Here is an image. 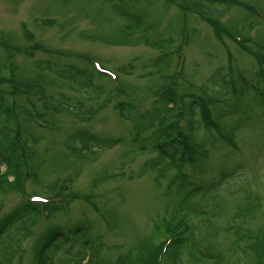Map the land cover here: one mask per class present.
Segmentation results:
<instances>
[{
	"label": "rangeland",
	"instance_id": "obj_1",
	"mask_svg": "<svg viewBox=\"0 0 264 264\" xmlns=\"http://www.w3.org/2000/svg\"><path fill=\"white\" fill-rule=\"evenodd\" d=\"M200 1L208 17L216 19L221 29L239 34L237 39L241 37L253 51L264 53V0H242L253 13L239 6ZM164 2L153 1L147 12L150 21L159 24L154 35H160L169 25L176 35L174 45L179 47V58L173 56L166 74L173 76L177 61H182L183 77L175 81L178 94L199 95L212 75L219 80L225 77L236 81L240 74L257 84V88L247 85L237 99L226 92L219 97L215 87L209 90V94L226 103L224 107L219 105L217 111L221 110L219 122L231 145L222 144L217 133L209 135L199 128L194 137L205 149L207 158L201 160L205 168L186 165L183 172L197 183L215 179L221 170L231 175L218 189L187 197L182 203L201 206L207 228L214 231V235L204 240V246L217 253L220 260L202 264H255V254L244 250L246 241L235 234L239 225L251 232L264 227V103L260 104L259 99L264 97V81L258 83L254 78L257 64L253 56L228 35L216 37L198 15L189 14L185 20L181 19L178 8L168 7ZM121 24L105 0H0V44L7 48L0 50V66L6 64L3 75H12L13 81L22 87L38 78L45 83L40 100L35 95L16 97L18 107L32 118V125L28 121L30 129L23 136L37 170L29 173L17 191L0 195V218L23 201L46 196L56 185L66 187L67 202L50 219L40 217L24 240L18 235L21 221L9 228L0 240V249L15 251L12 264H28L33 248L52 228L68 230L76 224L83 229L79 241L57 245L51 263L70 264L83 250L93 251L98 262L114 264L119 256L133 253L135 245L187 193V189H167L170 177L176 174L167 161L141 178L127 177L156 157L149 147L144 152L133 150L130 145L133 129L128 116L151 108L153 94L162 84V77L151 66L158 52L142 43L140 34L125 39L122 45L82 36H102L106 42H117L114 39ZM70 69L93 72L92 89L96 93L67 85L62 76L72 75ZM60 95L83 100L85 107L96 103H105V107L90 121L79 122L43 105L44 101L58 100ZM79 129L96 137L117 139L119 143L95 156L74 157L65 144ZM1 170L4 171L3 166ZM121 173L124 176H116ZM251 195L257 201L250 214L245 219L236 218V212L250 203ZM85 239L90 244L87 250L80 243Z\"/></svg>",
	"mask_w": 264,
	"mask_h": 264
},
{
	"label": "trees",
	"instance_id": "obj_2",
	"mask_svg": "<svg viewBox=\"0 0 264 264\" xmlns=\"http://www.w3.org/2000/svg\"><path fill=\"white\" fill-rule=\"evenodd\" d=\"M105 1L113 13L122 21L119 27V35L117 39H114L117 42H106L102 36H82L85 39L103 41L106 44L118 43L122 45L126 43L124 42L125 39L130 40L136 34L142 35V43L158 52V55L152 60L151 66L157 75L162 77V84L153 94L154 101L151 108L142 114L136 112L128 116V121L133 129V135L130 138V145L134 148L133 150L144 152L145 148L149 147L150 152L156 153V157L145 161L136 173H130L127 177L129 180L141 178L156 171L162 162L167 161L165 163L172 166L176 171V174L170 177L167 189H187V193L179 199L180 204H177L167 217H163L155 223L151 233L141 239L140 243L132 249L131 252L133 253L119 256L114 264H202L209 261L217 263L220 256L210 252L209 248L204 246V240L208 236L214 235V231L207 228V219L201 211V206L198 204L182 205V203L187 197L202 196L218 189L230 178L231 172L221 170L215 179L206 183H197L190 181L189 176L183 172V168L186 165L197 169L205 168V164L201 162L202 159L207 158L203 153L205 149L196 142L194 137L199 128H203L204 132L209 135L213 132L217 133L222 144L225 142L231 145L230 138L219 122L222 116L221 110L217 111L219 105L224 107L226 103L208 93L211 87L217 88L218 96L226 92L232 98L237 99L240 98L247 85L257 88V84L249 82L240 74L237 75L236 81L226 80L225 77L219 80L215 75H212L208 78V86H203L199 95L178 94L176 90L178 86L175 81L183 77L181 73L182 62L177 61L176 72L173 76L167 75L166 72L170 68L173 56L179 53V47L174 45L176 35L169 30L171 25L166 27V30L160 35H154L159 24L150 21L147 7L155 0ZM164 1L166 6L174 5L178 8L181 19L185 20L189 14L198 15L212 28L216 37L221 38L222 34L228 35L242 50L253 56L252 58L257 64L253 72L254 78L258 83L264 81V53L253 51L252 47L245 44L241 37L237 39L239 34L232 35L231 31L227 32V30L221 29V25L216 19L208 17L200 0ZM206 1L211 4L239 6L248 13L254 12L242 0ZM3 49L7 48L0 44V50ZM69 56L73 57L72 55ZM4 65L6 67L5 63H1L0 66V195L17 191L22 183L27 180L29 173L33 172L34 174V170H37L36 164L31 159L33 153L27 147L23 136L30 129L32 120L26 112L18 107L16 97L35 95L40 100L44 94L43 84L45 85L42 79L38 78L37 81L29 80L22 87L13 81L12 75H3ZM70 72L72 75L62 76L67 81V85L71 87L75 85L74 90H92V94L96 93V89H92L94 88L92 79L95 76L93 72L86 69H70ZM59 97L58 100L44 101L43 105L48 106V110L66 114L79 122L90 121L105 107V103H96L95 106L85 107L83 100L65 95ZM259 99L260 104H263L264 97ZM120 107L121 104L116 106L117 109ZM28 121H30V127ZM45 124L47 123L45 122ZM21 139L23 142H20ZM118 143L117 139L96 137L86 130L79 129L69 136L65 149L72 156L84 159L88 158V155L95 156L98 152L112 149ZM2 166L4 171L1 170ZM116 176H124V174L121 173ZM65 189L64 185L53 186L46 193V196L42 197L45 199L44 202L23 201L21 205L1 217L0 240L11 226L20 221L21 225L18 229L20 239L24 240L29 237L32 228L40 217L49 218L63 210L67 203L64 197L66 196L64 195ZM251 197L250 203L236 212V218L245 219L250 214L252 205L257 201L256 196L251 195ZM82 230L80 224H76L68 230L52 228L46 235L41 236V240L33 248L28 264H52L51 256L57 245L67 242L70 244L77 243ZM251 231L239 225L235 235L240 239L243 237L246 241V249L244 248V250L255 254V264H264V227ZM80 243L84 250L90 247L89 241L86 239ZM81 251V256L69 261L70 264H103V262L97 261L93 251ZM14 254V250H5L2 247L0 249V264H12L11 260ZM83 261L85 262L83 263Z\"/></svg>",
	"mask_w": 264,
	"mask_h": 264
},
{
	"label": "bare ground",
	"instance_id": "obj_3",
	"mask_svg": "<svg viewBox=\"0 0 264 264\" xmlns=\"http://www.w3.org/2000/svg\"><path fill=\"white\" fill-rule=\"evenodd\" d=\"M123 94H124V91H123Z\"/></svg>",
	"mask_w": 264,
	"mask_h": 264
}]
</instances>
